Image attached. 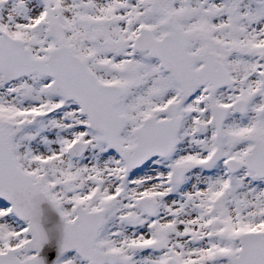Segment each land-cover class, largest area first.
Returning a JSON list of instances; mask_svg holds the SVG:
<instances>
[{
  "label": "snow or ice",
  "instance_id": "obj_1",
  "mask_svg": "<svg viewBox=\"0 0 264 264\" xmlns=\"http://www.w3.org/2000/svg\"><path fill=\"white\" fill-rule=\"evenodd\" d=\"M0 264H264V0H0Z\"/></svg>",
  "mask_w": 264,
  "mask_h": 264
}]
</instances>
